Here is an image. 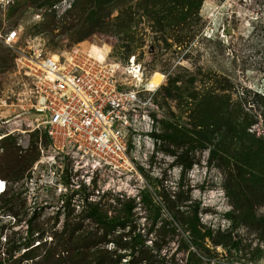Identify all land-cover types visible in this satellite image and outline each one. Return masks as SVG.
Segmentation results:
<instances>
[{
	"label": "rangeland",
	"instance_id": "obj_1",
	"mask_svg": "<svg viewBox=\"0 0 264 264\" xmlns=\"http://www.w3.org/2000/svg\"><path fill=\"white\" fill-rule=\"evenodd\" d=\"M68 2L1 0L0 35L165 74L136 119L151 144L131 135L124 170L52 163L0 40V264H264V0Z\"/></svg>",
	"mask_w": 264,
	"mask_h": 264
},
{
	"label": "built area",
	"instance_id": "obj_2",
	"mask_svg": "<svg viewBox=\"0 0 264 264\" xmlns=\"http://www.w3.org/2000/svg\"><path fill=\"white\" fill-rule=\"evenodd\" d=\"M18 37V30L13 28L0 35V40L14 49L17 72L30 80L31 106L41 119L50 147L56 151L50 155L52 163L56 156H78L96 169L124 170L132 166L130 136L140 131L136 124L138 110L151 105L156 89L146 90L125 72L131 57L127 65L107 53L100 58L90 45L57 52L55 58L54 53L37 46L24 51L16 46ZM140 68L147 78L142 65Z\"/></svg>",
	"mask_w": 264,
	"mask_h": 264
},
{
	"label": "bare ground",
	"instance_id": "obj_3",
	"mask_svg": "<svg viewBox=\"0 0 264 264\" xmlns=\"http://www.w3.org/2000/svg\"><path fill=\"white\" fill-rule=\"evenodd\" d=\"M224 4H223V7H224ZM215 24H217V23H215ZM91 48H92V50H94L98 53L100 58L105 57L106 53H108V50H109V47L107 45H104V47L101 49V47L99 45L92 44ZM52 53H54L55 58L58 57L57 52H52ZM134 60H135V58L132 57L131 60L129 61L130 66H127L125 68V72L129 73L134 78V80H136L137 82L142 83L146 90L152 91V90L157 89L163 83V81L165 79V74H163L162 72H160L158 70H153L147 76V78H143L142 73H141V68H140L141 64H137L136 62H134ZM140 116H142L141 117L142 120H145L147 118L145 113L141 114ZM19 117L20 116L17 115L15 117L9 119L8 123H10L11 125H14V124L17 125L19 123V119H18ZM140 125H142L144 127V129L149 130L148 125L146 123H140ZM140 129L142 130V128H140ZM13 130H16V128L12 129L11 131H13ZM2 137H3V134L0 133V139ZM136 138H137L136 139L137 142H138V139L143 138L144 142L147 145L150 146V144H151L149 142L148 137H146V136L142 137V135L138 134ZM45 158H47V157H45ZM48 158L51 160L52 157L50 156ZM82 162H83L82 165L77 164L76 167H83V166L89 165V162L87 159H84ZM5 189H6V182L2 178H0V195L5 191Z\"/></svg>",
	"mask_w": 264,
	"mask_h": 264
},
{
	"label": "trees",
	"instance_id": "obj_4",
	"mask_svg": "<svg viewBox=\"0 0 264 264\" xmlns=\"http://www.w3.org/2000/svg\"><path fill=\"white\" fill-rule=\"evenodd\" d=\"M76 2H77V0H73L71 7H72L73 5H75ZM221 264H223V263H221Z\"/></svg>",
	"mask_w": 264,
	"mask_h": 264
}]
</instances>
